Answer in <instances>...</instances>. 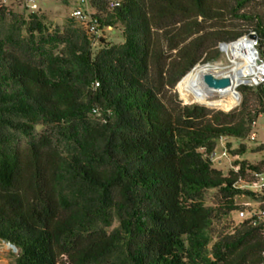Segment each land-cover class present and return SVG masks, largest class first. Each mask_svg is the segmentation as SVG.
<instances>
[{
	"label": "trees",
	"instance_id": "16d2710c",
	"mask_svg": "<svg viewBox=\"0 0 264 264\" xmlns=\"http://www.w3.org/2000/svg\"><path fill=\"white\" fill-rule=\"evenodd\" d=\"M89 7L99 31L121 27L122 45L49 33L38 13L0 33V240L18 250L15 264H263L264 191L238 184L264 175V160L225 175L211 155L220 137L252 133L264 83L241 86L230 113L183 105L173 91L220 57L221 41L254 32L264 59V0ZM241 210L250 217L236 225Z\"/></svg>",
	"mask_w": 264,
	"mask_h": 264
},
{
	"label": "rangeland",
	"instance_id": "374dc122",
	"mask_svg": "<svg viewBox=\"0 0 264 264\" xmlns=\"http://www.w3.org/2000/svg\"><path fill=\"white\" fill-rule=\"evenodd\" d=\"M37 4H38V10L31 11L28 6V0H9L4 6L10 9L12 15L7 14L4 16L0 14V33L2 35L7 34L9 28L11 27L13 16L15 17V20L21 21L20 17L26 19L29 14L38 13L39 15L44 16L46 25L49 28V33H54V32L62 33L64 30L75 31L80 36L84 34L88 38L92 39V41L94 42V46L96 47L100 45L101 39H103L105 44L108 45H122L125 41L121 27H118L116 29L107 28L103 31H100L98 34H90L86 29V21L89 19V15L92 13V11L88 5L82 6L80 4V0H37ZM78 7L82 8L85 16H87L88 19L85 17L77 18L72 16L73 11ZM168 25H169L168 28H170L171 24ZM177 26H180V24H178ZM162 32L163 30H159L160 34ZM23 34H25V31H23ZM162 41L164 42L163 50L165 51L164 57L167 60L166 63H170L172 62V59L176 54V52H168L166 41L165 40ZM221 42L218 43L216 47L217 49ZM218 62H223L225 67L232 66L228 57L222 54L221 52H220V57L216 61L211 62V64H215ZM203 65L204 64L202 62H199L191 70V72L194 71V74L191 77V82L193 83V85L195 84L197 80V74L201 71L202 69L201 67ZM188 74L179 82V84L176 86L175 90L173 91L179 95V98L182 101L183 105L196 104L205 107L211 111H215V112L222 111L224 113H230L234 111L241 104L242 96L240 93H239L240 94L239 104L235 107L229 106L224 109L210 106L209 101H206L205 103L187 102L185 100V96L187 94V84H184V82L186 80L189 81L191 74L189 75ZM212 98L210 99L212 100L211 102H217L221 100V96L219 95L218 92L217 93L215 92ZM43 132H44L43 127H38L36 130V134L38 136L41 135ZM252 132L256 133L257 135L256 141H251L249 137H246L244 139L228 138L227 140H225V146L229 150L231 157L229 159H225V158L218 159L213 164L214 168L222 171L225 175H227L230 169H233L235 162L247 161L251 164H258L262 160H264V115L258 118V121ZM241 146H245L246 152L243 156L237 157L233 152L235 150H238ZM223 149H224V145L218 141L216 148V155L220 156L222 154ZM251 190L255 192L256 189L251 188ZM214 196H215L214 191H210L206 194L205 199L207 205L212 206ZM236 202L238 205L250 206V207H256L259 204V200L257 198L248 197V196L238 197ZM248 216H250V214L247 215L245 219L248 218ZM232 220L236 225L243 222V220L239 219L237 214L232 216ZM218 222H219L218 223L219 225H217L218 228L221 229L223 226H225L224 221H218ZM116 226L117 224L114 225V227ZM18 253L19 252L17 249L10 247L8 243L0 240V264H15Z\"/></svg>",
	"mask_w": 264,
	"mask_h": 264
},
{
	"label": "bare ground",
	"instance_id": "6f19581e",
	"mask_svg": "<svg viewBox=\"0 0 264 264\" xmlns=\"http://www.w3.org/2000/svg\"><path fill=\"white\" fill-rule=\"evenodd\" d=\"M224 52L233 64L231 67L227 68V71H224L226 68L223 62L203 66L201 67V71L197 74V80L194 85L191 82V77L193 76L194 71L189 73L191 74L189 81L186 80L184 82V84H187V94L185 96V100L187 102L205 103L206 101H209L210 106L220 109H224L229 106L235 107L239 104L240 96L237 93V88L241 86L242 83L247 82L249 77L254 75V70L246 65L248 62V56H244L249 55L250 59V57L255 56V52L251 48L249 39H242L239 42L227 46L224 49ZM229 68L231 69L229 70ZM210 72H215V75L219 78H231L233 81V87L220 91L210 89L205 84L204 80L205 74ZM215 92L219 93L221 100L211 102L212 100L210 99L214 96Z\"/></svg>",
	"mask_w": 264,
	"mask_h": 264
},
{
	"label": "built area",
	"instance_id": "2783aa9c",
	"mask_svg": "<svg viewBox=\"0 0 264 264\" xmlns=\"http://www.w3.org/2000/svg\"><path fill=\"white\" fill-rule=\"evenodd\" d=\"M8 1L9 0H0V6L1 5H5ZM80 4L82 6H84V5H88L89 6V0H80ZM28 6H29V8H30L31 11L38 10L37 0H28ZM91 14L89 15V19H88V17L85 16L82 8L81 7H78V8H76L73 11L72 16L77 17V18H83V17L87 18L88 19L86 21V29H87V31L90 34H98L100 32L98 30V25L96 24L95 21L92 20ZM249 34H255V33L254 32H251ZM249 34L248 35H245V36H242L241 38L237 39L234 42H221L219 44V46H218V49H219V51L222 54H224L225 56H227V54L224 52V49L227 46H229L231 44H234L236 42H239L242 39H249L250 44H251V48L255 52V56L250 57V59H249V55H245L244 57L248 56V62L246 63V65L248 67H251V69L254 70V75L252 77H249V79L247 80V82L242 83L241 86L257 87V86H259V85H261V84L264 83V59L260 56V54L258 52V49H257L258 46H259L258 37L252 39V38L249 37ZM228 59L231 62V60H230L229 57H228ZM242 61H244V60H242ZM209 64H211V63L204 64L203 66L209 65ZM225 68L227 69L228 67L226 66ZM241 86H239V87H241ZM239 87L237 89H239ZM237 93L239 94L238 91H237ZM239 96H240V94H239ZM249 138H250L251 141H256V138H257L256 133L252 132L249 135ZM227 139H228V137H220L219 138V142H221L224 145V149H223L222 154L220 156H217L216 155V151L211 155V159H212L213 162H216L218 159H223V158L229 159L231 157V155L229 153V150L225 146V140H227ZM233 169L235 171H237L239 169V166H236V167L234 166ZM238 187L239 188H244V189H250V190H251V188H255L256 189L255 192H258V193H260L259 195H261V193L264 191V175L257 176L256 182H254L252 184L240 183V184H238ZM247 215H249V213L246 212L245 210H241L238 213V217L241 220H244L245 217H247ZM262 215H264V213H262ZM248 217H250V216H248ZM263 236H264V231H263ZM263 256H264V253H263ZM263 264H264V262H263Z\"/></svg>",
	"mask_w": 264,
	"mask_h": 264
},
{
	"label": "water",
	"instance_id": "95a60500",
	"mask_svg": "<svg viewBox=\"0 0 264 264\" xmlns=\"http://www.w3.org/2000/svg\"><path fill=\"white\" fill-rule=\"evenodd\" d=\"M249 37L254 39L257 36L255 34H249ZM204 80H205V84L210 89L215 90V91L226 90V89L233 87V81L231 78L229 77L219 78L215 75V72L206 73ZM9 246L16 249V247L12 244H9Z\"/></svg>",
	"mask_w": 264,
	"mask_h": 264
}]
</instances>
